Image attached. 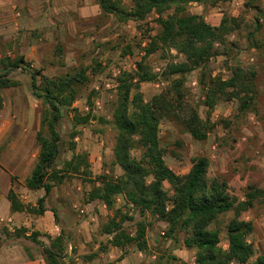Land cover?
Segmentation results:
<instances>
[{
  "label": "trees",
  "instance_id": "obj_1",
  "mask_svg": "<svg viewBox=\"0 0 264 264\" xmlns=\"http://www.w3.org/2000/svg\"><path fill=\"white\" fill-rule=\"evenodd\" d=\"M208 1L129 0L127 7L123 0H96L101 15H114L119 21L125 22L142 21L153 13L154 21L160 27L159 32L153 36L148 33V46H142L143 54L136 62V68L118 77L111 115L116 128L112 163L119 166L122 173L117 176L111 173L100 174L97 176L99 185L95 184L96 179L90 178L89 157L87 154L76 153L74 143L70 144V158L63 162L61 168H57L55 162L59 155L60 141L57 125L62 110L71 107L81 87L90 80V74H102L108 66L104 64L101 68L100 63H96L97 67L90 69L92 67L81 64L64 73L49 76L42 73L40 68L31 67L21 53L1 56L0 108L2 89L18 85L9 77L10 71L15 68H26L29 71L31 95L43 104L42 129L36 133L39 152L24 185L29 189L42 188L44 194L32 206L22 203L10 188L7 199L11 211L27 210L42 214L51 188L60 185L68 177L81 175L92 184L89 200L101 201L107 210L113 211V215L101 227L102 233L110 235L108 242L112 246L120 249L134 246L141 251H146L148 247L146 221L137 222L133 234L122 226L124 220L132 217L114 208V198L120 195L125 203L132 204L142 214L148 213L151 217L163 220L167 225L166 237L176 241L175 234L185 231L183 244L194 251L191 264H264V254L249 262L254 255V247L247 239L254 231V224L242 217L243 213L256 205V201L264 203V187L249 186L243 199L231 198L224 175L207 178L209 163L204 155L193 156L189 170L178 175L166 164L165 148L161 146L159 137V124L165 118L179 121L184 130L198 141L205 140L215 127L216 124L208 118L202 119L195 107L184 103L185 75L194 69L201 70L198 80L202 90L200 98L208 109L211 110L220 101L235 100L238 113H256L258 110V101L263 96L256 82L259 72L235 66L231 68L229 77L222 78L211 76L206 70V64L215 52V44L223 42L229 32L240 29V19L237 17L223 14L219 23L212 25L201 14L189 11L191 3L202 4ZM256 21L258 25L259 19ZM257 25L256 28H259ZM254 33H250L248 38L251 39ZM255 46L264 50L261 43ZM157 48L173 49L183 59L166 65L163 75L166 79L175 77L171 78L164 90L144 100L140 83L155 80L158 76L149 69L144 59ZM53 52L58 59L50 60V64L64 65L63 44L57 43ZM127 53H133L132 49H124L118 56L120 58ZM262 68L264 70V66ZM90 118L89 113L73 114L77 124H86ZM222 123L228 126L227 120L224 119ZM76 135L74 133L72 138ZM134 149L140 151L139 157L132 154ZM164 182L170 184L171 195L164 188ZM51 211L57 223L58 215L54 209ZM229 211H233V215L226 224L227 247L222 248L219 245V230L210 228V225L219 215ZM15 231L23 232L24 238L41 247V255L46 264H64L63 238L60 234L54 237L47 235L49 244L46 246L37 239L40 235L38 231H31L28 235H25L27 229L24 227ZM68 264L73 263L69 261ZM180 264L189 263L182 261Z\"/></svg>",
  "mask_w": 264,
  "mask_h": 264
},
{
  "label": "rangeland",
  "instance_id": "obj_2",
  "mask_svg": "<svg viewBox=\"0 0 264 264\" xmlns=\"http://www.w3.org/2000/svg\"><path fill=\"white\" fill-rule=\"evenodd\" d=\"M216 3L224 8L220 17L225 14L240 19V29L229 32L224 37L223 42L215 44V52L207 62L206 70L211 76H221L222 78L229 77L231 68L235 66L259 72L256 82H258L263 96L258 101V110L256 113H238L235 100L220 101L211 110L208 109L202 104L200 98L202 90L198 80L201 70L194 69L185 75L184 103L195 107L198 115L202 119L208 118L214 122L215 127L207 134L205 140L198 141L184 130L179 121L165 118L159 124V137L161 146L165 148L164 160L176 174L182 175L188 171L193 156L205 155L212 158L215 154L222 161L225 169L222 174L228 181L227 192L229 196L235 199H243L249 186L264 187V70H262L264 50L255 46L257 43L264 45V0H210L202 4H190L189 11L201 13L202 16L203 13L207 15L209 12H205L206 8L209 9V6H214ZM123 4L128 7L129 0H123ZM218 12L220 11L216 10L209 15L216 17ZM154 18L155 15L151 13L142 21L129 20L123 22L114 15L99 14L86 22L77 23L76 27L67 33V39H71L72 44H69L70 47L68 48L63 46L64 71H69L81 64L92 67L90 69L97 67L96 63H100L101 68L104 64L109 66L119 58V53L123 52L124 49H132L138 60L143 54L142 33L139 34V30L144 33L149 31L152 36L160 30ZM257 19L260 21L258 25ZM210 22L213 23V19ZM256 25L259 26V31ZM250 33H254L251 39L248 38ZM17 41L7 43L2 50V56H16L22 53V46L27 41L21 46L18 45ZM57 43L59 41L50 45L47 43L41 45L39 55L46 68L52 66L50 60L58 59L57 56L53 55ZM145 46H148V43ZM250 57L252 61L249 60ZM182 59L183 56L175 50L165 48H157L145 57L146 65L158 76L155 80L140 83V91L144 100H149L169 85V81L175 76L166 79L162 72L170 62L181 61ZM101 76L103 73L99 75L98 73L90 74V80L81 87L79 95L71 107L62 110L61 119L57 125L60 141L59 155L55 165L58 169L62 167L64 161L70 158L71 143L75 145V152L81 151V153L88 155L90 154V141L91 144L99 142V147L95 146L96 149H91L93 153L98 151L96 154L99 156L97 161L90 162L91 179L97 178L99 173L105 170L108 174L113 175H119L122 172L119 167L112 163V148L116 128L112 123L111 115L115 97L109 95L110 92L98 94L93 90V84ZM9 77L18 85L4 88L1 91L3 101L0 108V168L13 173L14 180H19L20 183L24 184L39 152L36 133L42 129L43 104L41 100L31 95L30 74L26 68L12 69ZM96 100L99 101L100 107H96ZM85 106L90 110V121L86 124H77L73 120V114H86ZM224 119L228 122L227 127L222 123ZM74 133L77 135L72 138ZM81 138L85 139L83 143L80 142ZM84 144L87 145V148L80 149L79 146H84ZM91 146L94 148V145ZM132 154L139 157L140 151L134 149ZM212 170L213 166L210 165L207 170V178L215 177ZM84 178L81 175H73L66 178L61 184L73 185L75 182L79 185L85 182L91 187L92 184ZM164 188L168 195L172 194V188L168 182H164ZM78 195L75 193L71 195L72 204L68 208L69 219L67 224L62 222L60 218H58L57 223L50 224L52 227L56 225V234H60L63 238L62 260L64 264H68L69 261H72L73 264H86L88 262L92 264L91 259L96 256L98 251L106 252L111 249L115 250L113 257H107L108 261H102L101 264H180L182 261L191 264L193 261L194 251L187 249L182 242L186 236L185 231L176 233V241H174L166 237L167 225L163 220L151 217L148 213L142 214L137 208L129 206L128 203H122L123 201L114 204V208H119L121 214L131 216L132 219L124 220L122 226L133 234L136 223L141 220L146 221L147 227L149 226L146 232L148 247L146 251L138 250L134 246L127 247V249L113 248L114 246L108 242L110 235L102 233L101 230L102 225L113 215V211L105 208V215L100 214V217L98 216L95 221L90 220L88 222L86 220V224H84L88 217L86 213H96L97 215L100 209H98L96 201L90 202L86 198L85 193L80 197ZM38 198H35V202ZM51 200L48 196L47 203L49 205ZM78 200L81 201L80 208L84 210L83 212L75 210L77 207L73 204L79 202ZM250 212L257 219L258 225L256 224L255 230L261 238V241L257 240V243L256 239L250 238V241L256 244L254 245V255L251 261L249 260L251 263L257 256L264 254V203L256 201V205ZM243 214L245 215V213ZM232 215L233 211L221 214L210 225V228L219 230V245L222 248H225V244H227L226 237L222 232ZM79 223H83V227H94L93 230H90L92 237L90 242H75L74 239L77 236L75 237L70 233V228H74ZM83 227L76 229V231H80ZM156 227L162 233L158 232L156 235L153 230ZM17 229L12 228L10 230L7 226L0 224V245L19 240L25 249L32 247L33 251L41 254V247L24 238L23 232L15 231ZM46 236L47 234H40L37 239L47 246L49 240ZM77 242L84 243V245L78 246ZM75 245L77 247H74ZM103 247L104 249H101ZM78 252H82L79 253V256H82V262L76 263L70 256L73 253L78 254ZM27 253L29 254L28 250Z\"/></svg>",
  "mask_w": 264,
  "mask_h": 264
},
{
  "label": "crops",
  "instance_id": "obj_3",
  "mask_svg": "<svg viewBox=\"0 0 264 264\" xmlns=\"http://www.w3.org/2000/svg\"><path fill=\"white\" fill-rule=\"evenodd\" d=\"M220 6L221 5L219 3H216V5L214 6H209V9L206 8V10L209 11L205 10V12L209 13L207 15H204L205 13H203V17L208 23L212 25H217L219 23L221 18L220 16L224 10V8H221ZM216 10L220 11L216 14V17L209 15L214 13ZM99 14H101L100 8L95 0H0V57L2 56V50L4 49V47H6L7 43H11V41H13L14 43V41L16 42L18 40V45L21 46L27 41V43L22 46L21 54L24 55L25 60L29 62V65L31 67L40 68L42 73L49 76L64 73L66 72L64 71L65 67H63L65 64L61 66L50 65V67H45L44 61L39 55V50L42 48L41 45L46 43L50 45L56 41H59L63 44L64 47H70L69 44L71 45L72 41L71 39H67V33L71 32V30L76 27L77 23L86 22L89 19H92L93 16H97ZM212 19L213 23L210 22ZM91 27H93L92 24ZM84 140L85 139L81 138L80 142L83 143ZM91 145H94V148H92ZM95 146L99 147V142L91 144L90 141V154L87 155L90 161H97L99 159V156H97L96 154L98 151L94 153L93 151H91V149H96ZM79 148L85 149L87 148V145L85 146L84 144V146H79ZM76 153H81V151ZM207 159L209 166H213L212 171L213 174H215L214 176H222V173L225 172V169L223 168L222 161L219 159V157H216V155L214 154L212 158L207 157ZM102 173L108 174L107 170L103 171ZM102 173H99V175ZM12 177H14L13 173L6 172L2 168H0V224L7 226L10 230L12 228L16 229L24 227L27 229L25 235H28L31 231L34 230L38 231L40 234H47L50 237H54L55 235H57V227H55L56 225L54 227L50 225L55 224L51 210L54 209L58 215V218H60L62 222L67 224V221L69 219L68 208H70V205L72 204L71 195L75 193L79 194L78 197H80L81 195H83V193H85L86 198L89 199L88 196L92 187V185L90 187L85 182L79 185L75 184V182L73 183V185H70L69 183L60 184L58 186L56 185L51 188L49 194L47 195V198L49 196L50 199H52L51 204L49 205L47 203L46 198V209L42 214H36L27 210L11 211L10 203L7 199L8 190L10 188L14 190L22 203L30 204L32 206L36 203L35 198H38L44 194V190L42 188L29 189L24 184L20 183L19 180H12ZM94 179H96L95 184L99 185V179ZM92 201L97 202V207L98 209H100L99 214L97 213L96 215V213H86L88 217L85 219L84 224H86V220L88 222H90V220L95 221L98 216L100 217V214H106V207L103 202L98 200ZM79 202H76V204L73 205L77 207L75 210L83 212L84 210L80 208L81 201ZM242 217L245 220L253 221L254 224V231L248 236V242L252 243L250 241V238L256 239V243L257 240L261 241L260 236H258L257 231L255 230L257 219L254 217V215L249 210L245 212V215L243 214ZM80 227H83V223H79L74 228H70V233L75 237L77 236V238L74 239L75 242H90L92 238L90 230H93L94 227H83V229H80V231H76V229ZM148 227L146 228V232L148 231ZM153 230L157 235V233L159 232L158 227ZM159 233H162V231H160ZM222 234H224L227 239L226 227ZM77 245L82 246L84 245V243L81 244L77 242ZM77 245H75L74 247H77ZM225 245L226 248L227 244ZM252 245L254 247V245L256 244L252 243ZM113 248H116V246H114ZM32 249V247H29L27 249L29 254L31 255L30 257L25 247L22 246L19 240L1 244L0 264H46L43 256L39 252L37 253ZM79 253L82 252H78V254L73 253L72 256H70L76 261V263H79L80 261L82 262V256H79ZM114 253V249L106 252L100 250L97 252L96 256L92 257V264H101L102 261H108L107 257L112 258ZM192 260H194V257L192 258ZM191 263H193V261ZM86 264H89V262Z\"/></svg>",
  "mask_w": 264,
  "mask_h": 264
},
{
  "label": "built area",
  "instance_id": "obj_4",
  "mask_svg": "<svg viewBox=\"0 0 264 264\" xmlns=\"http://www.w3.org/2000/svg\"><path fill=\"white\" fill-rule=\"evenodd\" d=\"M142 33V42L141 45L145 46L148 39V32L144 33L143 31L139 30V34ZM141 53V52H140ZM143 53V52H142ZM139 60V59H138ZM134 53H127L120 57L118 60L110 64L103 72V76L99 77V80L93 84V90L98 93L102 94L104 92H110L109 95H114L117 91L118 86V77L121 73L130 71L136 68V62L138 61ZM252 61V58H249ZM158 85V84H156ZM96 107H100L99 101H95ZM87 113H89V108L85 106L84 108ZM123 201V202H122ZM119 202L125 203L123 198L120 195H116L114 198V204ZM129 206L134 207L132 204L128 203ZM168 207V206H167ZM166 207V208H167Z\"/></svg>",
  "mask_w": 264,
  "mask_h": 264
}]
</instances>
